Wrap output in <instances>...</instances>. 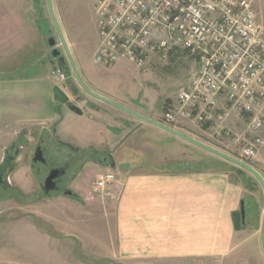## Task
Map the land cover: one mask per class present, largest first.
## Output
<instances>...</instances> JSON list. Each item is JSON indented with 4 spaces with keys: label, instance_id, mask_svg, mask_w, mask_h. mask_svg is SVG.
Here are the masks:
<instances>
[{
    "label": "crops",
    "instance_id": "0c3cea01",
    "mask_svg": "<svg viewBox=\"0 0 264 264\" xmlns=\"http://www.w3.org/2000/svg\"><path fill=\"white\" fill-rule=\"evenodd\" d=\"M52 27L42 0H0V162L14 145L25 146L22 160L27 156L11 173L10 185L0 184V221L12 224L0 246V264H264V188L258 179L247 171L254 177L247 181L217 161L195 164L155 153L149 158L162 167L120 165L113 151L132 131L164 130L81 88L84 97L74 101L72 94L79 93L71 82L58 84L82 113L57 101L49 59ZM67 45L83 72L78 43L68 38ZM90 84L94 92L157 119L137 108L142 106L137 101ZM86 108L89 126L83 135L64 134V119ZM226 124L232 140L244 145L248 119L231 113ZM175 129L207 143L213 138L196 125ZM259 134L264 139V130ZM41 137L88 159L72 169L66 188L50 195L27 162ZM237 155L241 158L242 148ZM250 162L264 177V144ZM108 172L114 181L99 186L97 175ZM242 201L245 223L237 230L233 214Z\"/></svg>",
    "mask_w": 264,
    "mask_h": 264
},
{
    "label": "built area",
    "instance_id": "2783aa9c",
    "mask_svg": "<svg viewBox=\"0 0 264 264\" xmlns=\"http://www.w3.org/2000/svg\"><path fill=\"white\" fill-rule=\"evenodd\" d=\"M100 42L95 62L128 60L144 68L187 53L195 61L188 86L164 112L173 128L196 125L214 139L232 137L231 113L248 119L240 159L250 162L264 144V29L255 0H93ZM55 80L64 81L60 67ZM235 140V139H234ZM114 174L100 175L104 186Z\"/></svg>",
    "mask_w": 264,
    "mask_h": 264
},
{
    "label": "rangeland",
    "instance_id": "374dc122",
    "mask_svg": "<svg viewBox=\"0 0 264 264\" xmlns=\"http://www.w3.org/2000/svg\"><path fill=\"white\" fill-rule=\"evenodd\" d=\"M42 7L45 16L50 20L51 26H53L50 37L56 39L57 46L63 49L65 57L69 62V70L63 69L66 74V79L64 81L56 80L57 84L61 83L66 86L71 82L70 84L75 85L78 89L79 95L72 94V98L74 101L79 102L80 99L84 97V94H81L80 88L85 93H89L80 85L72 69L71 62L51 18L48 0H42ZM52 7L66 42H68V38H70L73 42L78 43L77 47L80 49L81 64L84 69L83 72L78 69L80 65L76 61L74 51L71 48H69V51L79 76L87 87L91 89L90 86L92 85L90 82H93L99 87L125 97L127 100L137 101L139 105H142L137 106V108L141 110H149L151 115L156 116L157 119L155 120L163 121L164 112L167 107L177 102L181 86H188L191 81V75L195 68V61L193 58L187 53H179L178 55H174L167 62L155 59L148 63L144 68H139L126 59L110 65L97 64L95 62V56L100 42V35L97 27V11L94 1L52 0ZM253 7L257 17H259L262 22L261 24L264 29V0H255ZM49 59L53 60L54 66L52 70L53 74H56L54 72L62 66H59L58 61L51 55H49ZM84 76H87L88 79H85ZM86 110V113L83 115L73 114L72 117L64 119L62 122L64 124L62 130L64 134H70V132L73 131L76 132L75 134L77 136L83 135V131L89 126V124H87L89 110L88 108H86ZM183 125L188 128L190 124ZM147 129L148 130L144 131H132L131 135L127 134L128 137L125 139V142L114 149L113 153L115 160L120 165L123 164L122 166L126 167L130 164L136 168L137 165L141 164L146 166L147 164H153L155 162L152 163L153 160H151L149 156L155 153L163 158L196 161L195 164L198 162L210 163L217 161L216 164L219 167L226 168V170H229L236 176H240V174H237V171L234 169V167H237L238 165L222 159L210 151L166 131H160L157 128H155L157 130ZM109 133L110 130L106 128L103 134L106 136ZM141 139H143V141H141ZM201 142L213 146L236 158H239L237 154L239 153V149L243 147L242 143L240 144L239 141H234V139L232 140V137L225 139L212 138L210 141L211 143L204 141ZM232 147L236 148V150H232ZM61 148L62 153L67 152L66 147L62 146ZM87 160L86 156L75 158V163L73 165V168H75L74 171H76L80 165L83 166ZM27 162L30 164V157H28ZM150 166L160 167L161 165L155 163V165L153 164ZM163 166L165 167L166 165L163 164ZM87 171L90 173L89 175L93 174V172H91L93 169H88ZM33 176L36 179L39 178V181L41 180V177H38L35 172H33ZM98 176L100 175H97L96 179H98ZM114 179L106 185L112 184ZM11 214H14L13 211L10 213V216H12ZM103 220L106 221L102 218L101 221ZM11 225L12 224L7 220L0 221V246L7 243L8 238L4 237V235L8 234L9 231H12L10 230ZM104 232L105 236H108L107 222L105 224ZM104 264L115 263L106 261Z\"/></svg>",
    "mask_w": 264,
    "mask_h": 264
},
{
    "label": "water",
    "instance_id": "95a60500",
    "mask_svg": "<svg viewBox=\"0 0 264 264\" xmlns=\"http://www.w3.org/2000/svg\"><path fill=\"white\" fill-rule=\"evenodd\" d=\"M48 5H49V10H50V14H51V17H52V20L54 22V25L57 29V32H58V35H59V38L61 40V43L63 44L64 46V49L66 51V54L71 62V65H72V68H73V71L76 75V78L78 79V82L80 83V85L92 96L104 101V102H107L111 105H114L124 111H126L127 113L135 116V117H138L156 127H159L160 129L168 132V133H171L177 137H180L188 142H191L195 145H198L200 147H202L203 149H206L208 151H210L211 153L219 156L220 158L222 159H225L233 164H236L238 165L239 167L243 168L244 170L248 171L249 173H251L254 177H256L258 179V181L262 184L263 188H264V177L262 176V174L257 171L250 163L240 159V158H236L234 156H231L213 146H210L206 143H203L197 139H194L193 137H190L180 131H178L177 129L169 126V125H166L162 122H159L155 119H152L148 116H145L131 108H128L124 105H121L109 98H106L96 92H94L93 90L89 89L87 87V85L83 82V80L81 79V77L79 76V73L77 71V68L75 67V64L73 62V59L71 57V53L69 51V47L67 45V42H66V39L61 31V28L58 24V21L56 19V16L54 14V11H53V7H52V0H48ZM49 43L51 45V47H53V51H52V55L53 57H58L60 56L61 54V51H59V49L57 48V45H56V40L55 38L51 37L49 39ZM65 57L63 56H60L59 57V61H58V64L59 66H62L63 65V60ZM53 93H54V97L57 101H60L64 104H66L71 110H73L74 112L76 113H79L81 114L82 113V110L81 108L76 105L74 102L71 101L69 95L64 91V89L60 86V85H55L54 88H53ZM41 158L43 159L42 157V151L40 149L37 150L36 152V155H35V158L34 160L37 161V160H41ZM13 159H14V156L12 155H8L7 157H5L1 162H0V182H3L4 183V187L7 188L9 186V175L11 174V172L14 170L15 168V164L13 163ZM59 169H54L50 175L46 178V181H45V186H44V189L46 191V193H49L51 191H54L56 189H58L57 187V182L55 181V178H57L58 176V173H59ZM64 172V171H63ZM233 221H234V225H235V228L237 230L241 229L242 228V225L245 223V203L244 201H242L241 203V209L239 211H236L234 214H233Z\"/></svg>",
    "mask_w": 264,
    "mask_h": 264
},
{
    "label": "flooded vegetation",
    "instance_id": "af4514ba",
    "mask_svg": "<svg viewBox=\"0 0 264 264\" xmlns=\"http://www.w3.org/2000/svg\"><path fill=\"white\" fill-rule=\"evenodd\" d=\"M56 45H57V43H56ZM51 48L53 51V47H51ZM57 48L59 49V51H61L60 56L65 57V53H64L63 49H61L58 46H57ZM60 56H58L56 58L54 57V58L57 61H59ZM64 59L65 60H63L62 67L68 69L69 68V62L66 59V57ZM38 149H40L42 151L43 159L41 158V160L35 161L34 158H35V155H36V152ZM24 153L26 154L25 146L21 147L20 145H18V146L14 145L10 149L7 150L5 157H7L8 155L14 156L13 163L15 164V168H16L21 161H22V163L24 161H26L27 156L23 155V160L21 158L22 154H24ZM74 163H75V157L72 155L71 152L62 153V148H61L60 143L46 142V140L43 139L42 137L38 138V140L35 142V144L33 146L32 154L30 155V167L38 177H41V180L39 181V187L42 189V192L45 194H49V193L53 192V191H51L49 193H46L44 186H45L46 178L50 175V173L54 169L60 170L57 178H55V181L57 182L58 189H56L54 191H60L61 189H64L67 187V183L69 184L71 182V179L74 176L72 173ZM15 168H14V170H15ZM10 175H9V178H10ZM0 184L2 186H4L3 182H0ZM9 185H10V183H9Z\"/></svg>",
    "mask_w": 264,
    "mask_h": 264
},
{
    "label": "trees",
    "instance_id": "16d2710c",
    "mask_svg": "<svg viewBox=\"0 0 264 264\" xmlns=\"http://www.w3.org/2000/svg\"><path fill=\"white\" fill-rule=\"evenodd\" d=\"M62 69H65L64 67H61ZM161 121V120H160ZM161 122H163V121H161ZM164 123V122H163ZM164 124H166V123H164ZM166 125H168V124H166ZM170 126V125H169ZM251 165H252V162H249ZM234 169L237 171V174H240V176L243 178V179H245V180H247V181H250V179H253L254 177H252V176H247V171L246 170H244V169H242L241 167H239V166H237V167H234ZM249 177V178H248ZM51 193H49V194H47V195H50Z\"/></svg>",
    "mask_w": 264,
    "mask_h": 264
}]
</instances>
